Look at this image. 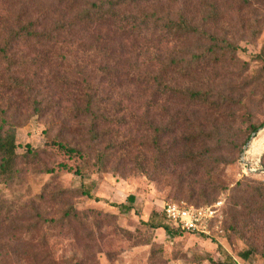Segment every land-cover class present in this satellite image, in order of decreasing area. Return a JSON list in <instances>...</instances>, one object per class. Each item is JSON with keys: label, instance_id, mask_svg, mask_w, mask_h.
Instances as JSON below:
<instances>
[{"label": "rangeland", "instance_id": "374dc122", "mask_svg": "<svg viewBox=\"0 0 264 264\" xmlns=\"http://www.w3.org/2000/svg\"><path fill=\"white\" fill-rule=\"evenodd\" d=\"M251 3L253 20L250 22H258L261 29L256 40H251L241 26V21L249 18L248 16L230 14L222 25L225 29L222 34L230 31L231 35L233 30L244 38L238 43V57L241 63L249 64L248 71L242 73L237 66L223 64L199 71L186 79L187 81L179 76L174 77L172 86L176 89L208 88L237 99L242 96L245 112L238 108L232 110L235 116V121L230 122L232 128L214 132L218 140L221 136V140H228L229 144L234 145L240 140L242 132L246 131V119L254 126H261L257 133L252 134L240 156L232 163L219 165L216 173L212 175H207L208 170H205L195 176L192 165L183 166L174 158L177 155L174 143L176 135L163 141L162 151L167 152L165 155L161 151L145 147L142 142L146 136L139 133L133 125L116 131L119 133V142H131L133 147L115 155L105 172L94 166L92 156L70 155L57 144L51 143L56 139L61 144L68 141L75 145L79 144L82 136L78 121L71 115L72 104L79 100L80 95L66 85H59L63 80L86 84L85 89L95 84H101L107 89L104 79L107 81L112 74L121 75L129 67H140L142 72L156 73L160 60L166 59L168 55L177 57V54L182 53L181 49L172 44L164 45L163 50L156 53L152 48L147 50L141 41L126 37L113 27H98L86 34L70 30L65 26L71 14L54 2L0 0V34L7 32L10 24L18 30L20 25H17L14 18L18 19L21 12L31 17L27 20L40 17V24L49 28L50 32L56 26L65 27V32L60 31L61 34L53 32L56 37L53 46L39 48L17 44L9 51V56L19 72L17 77L21 82L30 84V97V94L24 97L17 94L6 95L1 86H6L7 81L3 78V68L0 67V95L4 98V103L0 104V116L8 127L15 128L17 154L21 156L18 160L19 179L7 184L0 183V200L15 211L31 212L36 209L42 216L52 219L60 218L67 205L72 206L79 213L87 215L86 227L95 235L93 249L87 250V241L71 236H51L49 233L48 249L53 260L59 264L71 259L86 258L92 259L94 264H212V261H221L224 255H228L237 264H264L263 243L260 240L249 241L257 252L248 260L243 261L239 257L240 253L249 249V244L231 230L233 223L229 217L234 204L233 189L236 184L244 182L245 178L264 182V174L248 171V166L255 171L264 168V150L255 156L248 145L249 142L252 145L264 141V81L259 75L263 66L256 59L257 56H264V3L259 0H251ZM45 11L50 14L46 15L48 20L45 13H41ZM165 11L167 8H162V12ZM27 20H23L21 24ZM194 52L196 56L199 55ZM103 68L112 73L104 77ZM253 78L259 83L242 91L245 82H250ZM115 82L118 87L112 95V103H120L122 108L126 106L134 112L148 100L149 93L138 91L135 94H126L129 89L125 87L124 81L117 79ZM173 101L171 109L175 113L180 110V106L176 98ZM160 104L163 106V101ZM122 114L125 115V112ZM188 117L193 120V125H190L191 128L186 134H197L199 127L204 133L213 134V117L195 114ZM167 121L166 117L162 118L161 124H166ZM260 145L264 146V143ZM27 146L31 149L30 155L26 154ZM178 148L181 154L191 151ZM205 148H213V145L207 143L205 147L195 151L201 152ZM245 148V160H242ZM46 150L56 157L57 164L53 157L44 154ZM33 153L37 155V159ZM217 156L232 159L234 153L231 152V147H227ZM53 167L54 174H47ZM142 169L147 171L148 177L140 173ZM208 182L224 188L216 195L210 190L206 192L213 199L206 206L220 205L211 236L183 233L169 237L163 230H150L142 224L149 220L153 212L162 214L166 204L194 206L190 202V187H195L194 194L199 196L201 186ZM82 186L89 188L99 201L78 195L76 192ZM54 187L60 189L58 192L53 191L51 195L60 201L57 204L50 202L45 194V190ZM129 195L136 197L131 210L120 212L110 206L126 203ZM41 196L45 201H41ZM97 224L101 225L104 238L99 236ZM37 237L40 238L41 235Z\"/></svg>", "mask_w": 264, "mask_h": 264}, {"label": "trees", "instance_id": "16d2710c", "mask_svg": "<svg viewBox=\"0 0 264 264\" xmlns=\"http://www.w3.org/2000/svg\"><path fill=\"white\" fill-rule=\"evenodd\" d=\"M45 1L54 2L71 14L65 26L70 30H78L86 34L98 27H113L122 35L141 41L147 50L152 48L156 53H160L164 45L172 44L182 51L181 54H177V57L168 55L166 59L160 60L159 65L156 66V73L142 72L140 67L133 69L129 67L121 75L112 74L108 77L112 72L103 68V75L109 80L107 82L102 78L106 82L107 89L101 84L87 86L85 89L86 84H80L81 82L77 81L63 80L59 83L80 95L79 100L72 104L71 109V115L78 121L82 135L79 140L80 145H73L68 141L61 144L56 142V139L51 141L66 153L76 156L90 155L95 161L94 166L99 171L105 172L115 155L133 147L131 142L127 144L119 142V133L117 134L116 131L133 125L139 133L146 136L142 144L149 149L161 151V153L163 152V141L176 135L174 143L177 155L174 158L179 160L178 164L192 165V172L195 176L205 170H208L207 175H212L216 173L219 165L230 164L239 157L252 134L260 130L261 126H254L246 119L248 121L246 131L242 132L240 140L234 145L229 144L228 140H221V136L218 140L214 132L227 131L232 128L230 122L235 121L232 110L235 111L238 108L245 112L242 96L237 99L232 95H224L208 88L204 90L176 89L172 86L175 76L187 81L186 79L199 71L220 67L223 64L237 66L242 73L248 71L249 64L241 63L238 57L240 49L238 43L244 38H241L239 32L236 33L233 30L231 35L230 31L222 34L225 30L222 25L225 24L230 14L248 16L249 18L241 21V26L251 40H256L261 29H259L258 22H250L253 20L251 0ZM259 1L264 3V0ZM162 8H167V11L162 12ZM41 13H45V17L50 15L48 11ZM29 18L31 19L25 12H21L18 19L14 18L18 22L17 25H20L18 30L10 24L7 32L0 34L2 37L0 38V67L3 68L2 76L7 81L6 86L1 87L6 91V95L17 94L24 97L30 94V97L32 94L30 84L21 82L22 80L17 77L19 72L9 56L12 47L17 44L39 48L46 47V45L53 46L56 40L53 32L59 34L65 32L64 26L63 28L56 26L50 32L49 28H44L40 24V17L27 20ZM23 20L27 21L21 24ZM194 51L199 55L196 56ZM256 59L262 63L263 67L259 75L264 81V56H257ZM241 77L240 75L239 78ZM117 79L124 81L125 87L129 89L125 92L126 94H135L138 91L149 93L148 100L140 106L139 110L131 112L126 106L122 108L120 103H112V95L116 93L118 87L115 82ZM258 83V80L253 78L250 82H245L241 90L250 89ZM175 98L178 100L180 110L172 113L171 105ZM3 100L4 98L0 95V104L4 103ZM161 101H163V106L160 104ZM122 112H125V115ZM194 114L213 117L215 128L213 134L204 133L200 127L198 128L200 131L198 130L195 135L185 133L193 125V120L188 116H194ZM165 117L168 121L166 124H161V119ZM207 143L213 145V148H205L201 152L195 151V149L205 147ZM178 147L184 151L188 149L191 151L181 154ZM227 147H231V152L234 153L232 159L217 156ZM46 151L44 154L53 157L57 164L56 157L51 151ZM30 152L31 149L27 146L26 154L30 155ZM163 153L166 155L167 152ZM32 155L34 158L37 157L34 153ZM20 157L17 154L16 130L8 127L6 121L0 116V183L7 184L19 179L18 160ZM53 170L54 167L47 174H54ZM140 173L146 177L149 176L145 169H142ZM244 180V182H238L233 189L234 204L229 212L233 223L231 230L243 241H248L247 244L251 240L262 241L264 255V182L249 181L247 178ZM223 189L214 182H208L201 186V195L197 196L194 194L196 188L191 186L190 202L195 204L192 207L210 204L213 199L207 196L206 192L210 190L216 195ZM53 191L58 192L60 189L57 187L47 189L45 194L50 202L57 204L60 201L52 198ZM76 193L87 199L99 201L85 186H82ZM73 196L74 193H72ZM41 201H45L42 196ZM135 202L136 197L129 195L126 203L110 206L121 212L125 209L131 210ZM185 205L191 207L188 204ZM86 218V214L79 213L69 205L60 218L52 219L42 216L36 209H32L31 212L15 211L0 200V264H11L12 261V264H59L53 260L52 253L48 249L50 238L47 236L49 233L51 236H71L77 240L87 241L85 246L87 250L93 249L95 235L86 227ZM142 224L150 230H163L169 237L184 233L166 220L163 210L162 214L153 212L149 220ZM100 227L101 225L97 224L99 236L104 238ZM38 235L41 237H37ZM256 252V248L249 244V249L240 253L239 257L246 261ZM61 264H94V262L86 258L71 259ZM212 264L237 263L232 257L224 255L221 261H212Z\"/></svg>", "mask_w": 264, "mask_h": 264}, {"label": "built area", "instance_id": "2783aa9c", "mask_svg": "<svg viewBox=\"0 0 264 264\" xmlns=\"http://www.w3.org/2000/svg\"><path fill=\"white\" fill-rule=\"evenodd\" d=\"M219 204L205 207H189L185 204L169 203L163 207V214L181 232L209 237L217 215Z\"/></svg>", "mask_w": 264, "mask_h": 264}, {"label": "bare ground", "instance_id": "6f19581e", "mask_svg": "<svg viewBox=\"0 0 264 264\" xmlns=\"http://www.w3.org/2000/svg\"><path fill=\"white\" fill-rule=\"evenodd\" d=\"M262 143H264V141L262 142ZM262 143H260V144H262ZM260 144H252V145H250V148L253 150V154L255 155V156H258V155H260L262 152H263V150H264V146H262V145H260Z\"/></svg>", "mask_w": 264, "mask_h": 264}, {"label": "water", "instance_id": "95a60500", "mask_svg": "<svg viewBox=\"0 0 264 264\" xmlns=\"http://www.w3.org/2000/svg\"><path fill=\"white\" fill-rule=\"evenodd\" d=\"M253 138H255V135H253ZM248 145L250 146V145H251V142H249ZM245 155H246V148H245V151H244L243 154H242V160H245ZM248 171H249L250 173L264 174V168L255 171V170H251L250 167L248 166Z\"/></svg>", "mask_w": 264, "mask_h": 264}]
</instances>
